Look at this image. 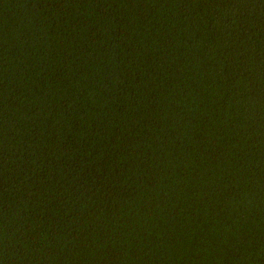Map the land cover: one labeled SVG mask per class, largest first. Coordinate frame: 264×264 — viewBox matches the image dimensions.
Wrapping results in <instances>:
<instances>
[{
	"label": "trees",
	"instance_id": "obj_1",
	"mask_svg": "<svg viewBox=\"0 0 264 264\" xmlns=\"http://www.w3.org/2000/svg\"><path fill=\"white\" fill-rule=\"evenodd\" d=\"M0 264H264V0H0Z\"/></svg>",
	"mask_w": 264,
	"mask_h": 264
}]
</instances>
